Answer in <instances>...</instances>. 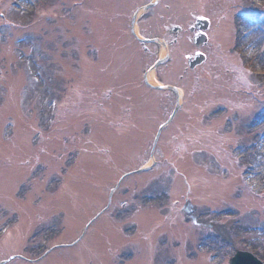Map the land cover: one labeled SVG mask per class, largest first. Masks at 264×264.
Here are the masks:
<instances>
[{
    "label": "rangeland",
    "instance_id": "rangeland-1",
    "mask_svg": "<svg viewBox=\"0 0 264 264\" xmlns=\"http://www.w3.org/2000/svg\"><path fill=\"white\" fill-rule=\"evenodd\" d=\"M33 1L0 0V188L4 189L6 187L7 196L22 195V190L19 189L17 184L27 181L33 175L35 168L36 170L41 169L39 165L43 167L41 162L38 165L33 164L35 158H41V160L47 163V165H44L43 172L45 180L40 185L36 184L38 192L32 200L37 201L41 196L47 199L50 196L49 194L54 192V188H51V186L52 183L56 182L54 180L57 177H53L54 174H45L49 164L53 168H58L55 175H58L59 178H62L64 175L65 182L68 183L66 187L75 189L78 197L85 196L90 201L87 195L91 194L93 197H97L98 194L89 188V181L95 182L96 178L102 182L108 180L109 186V182H113L116 175L114 174L113 177L110 174L112 169H109L107 166L108 176H104L106 171L102 170L99 162L96 165H92L94 169L98 170L96 172L90 171L86 166L89 164L88 155L93 150V146L88 144L87 141L89 139L82 128L87 118L85 107L87 104L86 88L84 87V79L82 83L79 80L78 84H75L74 80L68 77L72 76L70 69H68L70 65L69 60L72 56L71 45L78 41V36L73 37L72 30L69 35L65 33L69 24L71 25L69 28L73 29V25L75 24L72 22V17L76 13L78 14V10H73L71 3H68L67 0L62 7L64 9L63 13L59 17L55 16V18L63 21L61 23H58L59 20L55 22V25L57 24L55 27H63L58 30L54 26L47 24L49 20L45 17L47 14V17H52V20H55L53 19V15L59 12L52 0H38L43 5L40 15L33 13ZM231 1L228 3L226 0H222L221 3L224 5V8L231 10L233 18L236 17L235 12H240L244 5H248L251 2L248 0ZM259 1L264 5V0H252L257 5H260L261 2ZM259 8L262 7L259 6ZM262 9H264V6ZM1 14L6 17L4 20L1 19ZM97 15L99 18L102 17L101 9ZM223 15L224 13L222 12L221 17ZM244 26L247 27L246 25ZM82 28L81 31L78 30L79 27L78 29L75 28L76 33L80 34ZM250 30L252 33L253 31L255 32L252 38H246L244 41H242L243 39L236 42L235 40L232 41V45H238V52H242L245 49L249 55L247 62L249 74L239 71L240 76L243 74L242 85L239 84L238 88L234 87L231 80L232 78L235 79L234 73L228 78L227 75L220 77L216 73L212 75L206 71L198 75L201 87L203 88L202 93H200L203 94L202 98H200V103L203 106L202 109L206 118L204 121V125L206 126V129H204L205 139H203L202 143L204 145L202 147L206 151H209L211 155L218 154L217 159L219 160L218 162L213 156L206 154L204 159L205 165L207 166L206 161H208L212 165L219 166L221 168L218 169L219 174L226 173V169H223V165H225L235 177L231 176L232 180L226 182L227 184L214 182L210 178L212 177L211 172L205 166L201 168L197 165V161H187L181 165L180 169L181 176H184V179L180 177L174 185L176 197L178 198L185 194L187 195L188 189L191 190V198L188 204L197 208V214L202 216L201 221L198 220L199 223L196 221L198 223L196 228L197 238L201 239L204 237V251L206 255L210 258H218L219 256L217 260L219 264L227 263L222 261L220 257L226 254H228V257L232 256L236 248L242 249L243 247L254 251L264 261V223H261V218H264V200L258 198V195L264 197V124L253 127L255 125H253V121L264 110V35L259 34L255 26L246 29L248 32ZM240 36L241 34L238 38ZM105 51L109 55L119 53L120 48L111 45ZM66 69L68 70L66 71ZM236 74L238 75V73ZM52 75L56 83L64 80L65 86L60 85L61 88H55L56 92L54 93L55 97L61 99L62 112L57 127L53 132L45 134V140L39 143L36 136L39 131L44 132L43 126L47 120L50 99L46 96L44 88L40 80H38V76L48 80L47 77H52ZM244 78L251 81L252 84H249L248 81L245 84ZM186 86L189 89L194 86L192 78L188 79ZM16 88H22V93L21 90H17ZM227 88H235L233 94ZM7 89L9 90L8 95H6ZM97 98L100 99V96ZM221 104L231 106L229 107L231 112L228 113L229 110L226 108V105ZM21 108H23L24 115L27 113L29 116L33 115V119L29 117L24 120ZM205 114H208V117ZM42 116L44 117L42 118ZM218 119L221 121H216ZM11 120L18 122V128L15 131H11L8 128L7 122ZM247 123L253 128L246 125ZM75 124H78L79 131L74 130L76 128ZM227 129H230L229 132L224 131ZM252 143L254 145L257 144V147H251ZM36 144L43 147L40 148ZM84 149L86 152H84ZM77 154H79V162L71 165L69 168L71 158ZM174 158L171 157L168 162H172ZM28 161H31L32 164L24 165ZM166 165L168 164L166 163ZM247 166L256 168L246 172L243 168ZM170 172L169 170L166 178H168ZM240 172L242 177L244 176L247 182L254 186L255 192L251 190L252 192L250 193L254 195L251 196L244 189L241 191V187L237 195L241 194L242 197L239 200H235V186L240 185ZM118 176H120V172ZM13 178L15 182L8 183ZM49 178L51 180H48ZM140 179L142 178L140 177ZM134 180L135 178H129L128 184L131 191L134 190L132 185ZM222 184L225 185L223 186ZM164 186H168V183H165ZM162 187L163 184L159 183L156 191L164 193V190L158 191ZM196 187L198 188L197 190L195 189ZM107 190L108 187L105 188V192ZM2 197H5L4 193H2ZM115 202L114 205L118 204L117 207L120 209L121 204L124 202L123 197L117 194ZM174 202L175 200H169L163 206L159 203L155 207H162L159 213L164 215V213H170L171 210H176L177 205L174 206ZM223 204H227L228 206ZM230 204H235V209L239 210L241 214L234 212L229 206ZM81 205L82 207H87L85 202H81ZM18 206L16 205L17 208ZM128 207L132 208L130 211L133 213L137 211L132 204ZM220 207V210H225V212L229 208L230 216L235 219L225 220L214 225L215 229L212 231V228H208V224H212L210 222L211 219L205 216L208 211L203 212V209ZM44 208L45 206L40 210L32 209V213L34 212L33 214L35 215H39L40 212L41 214L43 213L40 216L44 217L45 221L41 220L38 223H45L40 225L36 223V220H32L30 226L34 229L32 233L38 232L40 235L30 244L39 242L40 238L44 239L46 234H50L55 224L58 225L59 215L63 211L69 213L70 220H75L74 211L68 207H63L58 199L52 208ZM0 209L5 208L0 207ZM252 209H259L261 213L258 211L254 212ZM242 210H244L245 214L242 213ZM93 211L95 212V210ZM19 212L23 215L20 209L17 210L18 214ZM140 215L138 216V223L144 232L151 231V233H158L159 230L156 227L160 224L159 216L156 213L149 214L145 222V217ZM123 216H116L114 220L122 219ZM14 217L15 214L12 211L1 210L0 221L3 220L1 227L10 222ZM61 217L62 219H66L68 215L62 214ZM115 229L121 230V226L109 217L107 221L103 220L99 224L94 225L93 230L90 229V231L85 233L84 244L78 248L70 249L71 255L78 257V254L75 252L82 253L86 247L88 252V257L85 259L86 264L114 263L115 257L109 251L107 243L114 245L115 249H121L125 246L123 245L125 239L116 237L117 232H115ZM161 229L168 231L178 243L174 250H171V254L169 253L170 256L173 255L172 263L208 264L206 255L203 252H196V243L192 239L193 231L190 229V225L186 226L184 223H178L176 226H170L167 224L161 227ZM109 231H114V233H110ZM213 232L226 242L223 247H214V240L211 235ZM208 233L210 234L205 237V234ZM130 244L137 245V242L133 240ZM89 251L93 253L91 256L89 255ZM147 252L148 246L143 242H139L138 255L129 264H151L149 261L145 262ZM163 252L166 253V250L164 249ZM161 253H159L160 260H158V264H162L166 260L165 256ZM212 262L214 261L212 260ZM80 263L81 260L76 263L73 262V264ZM14 264L22 263L17 262Z\"/></svg>",
    "mask_w": 264,
    "mask_h": 264
},
{
    "label": "bare ground",
    "instance_id": "bare-ground-1",
    "mask_svg": "<svg viewBox=\"0 0 264 264\" xmlns=\"http://www.w3.org/2000/svg\"><path fill=\"white\" fill-rule=\"evenodd\" d=\"M40 14V13H39ZM137 27V26H136ZM136 29V28H135ZM257 38V37H256ZM149 81L156 84L158 81L154 78V75L149 76ZM158 84V83H157ZM59 114H60V109H59ZM59 119V118H58Z\"/></svg>",
    "mask_w": 264,
    "mask_h": 264
},
{
    "label": "water",
    "instance_id": "water-1",
    "mask_svg": "<svg viewBox=\"0 0 264 264\" xmlns=\"http://www.w3.org/2000/svg\"><path fill=\"white\" fill-rule=\"evenodd\" d=\"M243 258L244 259H248V257L247 256H243ZM250 258V257H249ZM235 264H240L239 262H238V260L235 262Z\"/></svg>",
    "mask_w": 264,
    "mask_h": 264
}]
</instances>
